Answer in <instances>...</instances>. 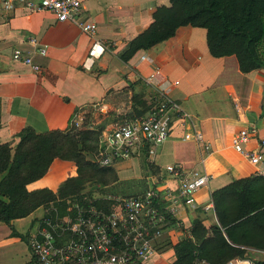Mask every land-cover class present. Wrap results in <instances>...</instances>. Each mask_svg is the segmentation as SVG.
Masks as SVG:
<instances>
[{
	"label": "crops",
	"instance_id": "crops-1",
	"mask_svg": "<svg viewBox=\"0 0 264 264\" xmlns=\"http://www.w3.org/2000/svg\"><path fill=\"white\" fill-rule=\"evenodd\" d=\"M79 1V16L96 25V38L106 47L89 69L82 64L90 39L73 23L57 22L45 11L0 10V143H7L12 151L17 134L25 128L38 134L65 130L74 113L84 107H108L118 94L131 96L139 89L144 93L146 111L156 97L154 88L144 84L143 79L158 65L161 74L154 81L155 87L163 89L193 118L210 150L201 166L197 146L193 141H183L184 132L174 123L168 139L157 148L153 165H148L142 154L112 168L125 163L144 168L141 179L145 189L140 194L158 190L166 210L171 206L169 195H175L176 182L169 178L165 166L178 165L184 172L203 168L210 180L195 192L194 208L181 201L174 205L175 213L170 216L173 223L165 221L160 241L175 245L187 235L194 219H201L204 228L217 225L211 192L232 181L254 177L255 168L231 149L230 139L246 125H254L259 137H264V69L240 73L234 56L211 57L205 30L190 26L179 27L173 37L121 63L116 55L151 24L156 8L169 7L168 0ZM32 36L46 48L44 56L34 54L32 58L41 74L10 59L16 48L34 52L28 42ZM141 55H146L148 61H139ZM171 82L177 84L171 86ZM74 175L71 162L55 159L45 175L28 184L26 190L45 188L55 192L62 181ZM128 185L126 188L133 190ZM46 209L39 207L9 226L0 222V264H31L25 240L34 233ZM248 255L262 260L258 254ZM173 260L172 249H158L148 264H170Z\"/></svg>",
	"mask_w": 264,
	"mask_h": 264
},
{
	"label": "trees",
	"instance_id": "trees-1",
	"mask_svg": "<svg viewBox=\"0 0 264 264\" xmlns=\"http://www.w3.org/2000/svg\"><path fill=\"white\" fill-rule=\"evenodd\" d=\"M169 7H158L151 24L130 40L116 57L126 63L136 52L174 36L179 27L205 30L211 57L234 56L240 73L264 69V0H168ZM146 111H129L126 118H138ZM75 115L77 112L74 113ZM74 115V116H75ZM101 129H75L34 133L25 128L11 151L0 143V222L22 219L39 207L62 206L80 193L86 183L105 186L115 182L111 167L92 162L97 154ZM71 162L75 175L62 181L55 192L48 189L27 191L26 186L42 178L53 160ZM217 225L204 228L194 219L187 235L175 245L159 239L156 250L170 248V264H224L242 258L247 249L264 251V178L248 177L232 181L210 194ZM155 205L168 223H173L163 201ZM12 236H18L11 232ZM259 264H264L259 262Z\"/></svg>",
	"mask_w": 264,
	"mask_h": 264
},
{
	"label": "built area",
	"instance_id": "built-area-1",
	"mask_svg": "<svg viewBox=\"0 0 264 264\" xmlns=\"http://www.w3.org/2000/svg\"><path fill=\"white\" fill-rule=\"evenodd\" d=\"M16 8L27 13L45 11L57 22L73 23L90 39L82 64L86 69L106 49L96 38V25L79 16V0H0V10L10 12ZM28 42L34 46V52L16 48L12 50L10 59L28 67L35 74H41L39 65L32 58L34 54L44 56L46 48L39 45L33 36ZM139 61H148V57L141 55ZM160 74V67L154 65L143 79L144 84L154 88L156 98L150 110L141 117H123L101 129L97 154L92 157V162L100 167H113L144 154L146 163L153 165L157 148L168 139L171 127L177 123L184 132L181 139L193 141L197 146L198 162L202 166L210 146L195 128L193 118L178 103L169 99L163 89L155 87L154 81ZM176 84L171 82L170 85ZM98 108V111L105 110L103 105ZM69 123L78 129L79 122L74 117ZM230 147L255 168L254 176L264 178V137H259L254 125L239 128L230 139ZM164 169L169 178L176 182L175 195H169L171 206L167 213L172 216L175 213L174 205L180 201L194 208V194L208 184L210 175L203 168L184 172L178 165H167ZM83 189L66 200L64 205L45 210L36 230L25 240L30 263L148 264L156 254V245L164 234L166 221L155 205L156 201H163L159 191L150 189L136 196L105 195L95 198ZM248 252L260 255L262 260L248 255ZM259 262L264 263V251L247 249L244 257L228 260L224 264ZM194 264L207 263L195 261Z\"/></svg>",
	"mask_w": 264,
	"mask_h": 264
},
{
	"label": "rangeland",
	"instance_id": "rangeland-1",
	"mask_svg": "<svg viewBox=\"0 0 264 264\" xmlns=\"http://www.w3.org/2000/svg\"><path fill=\"white\" fill-rule=\"evenodd\" d=\"M144 93L143 90L135 91L131 96H126L124 94H118L117 98L112 99V103L105 106V110L98 111V106L84 107L82 110L78 111L74 116V120H78V129L83 127L91 129H103L106 126L114 123L123 117H126L128 112L127 108L130 107V111L136 110L138 112L145 111L146 105L144 103ZM105 104V103H104ZM129 110V109H128ZM77 117L79 119H77ZM112 168V167H111ZM113 169V168H112ZM115 172V182L109 185H99L95 182L86 183L84 185L83 191H89L92 197L101 198L105 195L121 196L129 194H140L144 189V181L141 179L144 174V168L138 166L135 168V163L130 165L125 163L124 165L118 166V169H113ZM142 182L143 186L140 184ZM132 184V185H128ZM131 186L133 190L126 188V186ZM141 185V188H140ZM135 189V190H134ZM115 195L109 194L111 192Z\"/></svg>",
	"mask_w": 264,
	"mask_h": 264
},
{
	"label": "bare ground",
	"instance_id": "bare-ground-1",
	"mask_svg": "<svg viewBox=\"0 0 264 264\" xmlns=\"http://www.w3.org/2000/svg\"><path fill=\"white\" fill-rule=\"evenodd\" d=\"M86 65H88V63H86Z\"/></svg>",
	"mask_w": 264,
	"mask_h": 264
}]
</instances>
